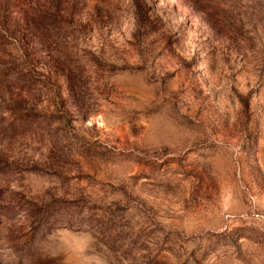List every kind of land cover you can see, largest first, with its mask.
<instances>
[{"label": "rangeland", "instance_id": "1", "mask_svg": "<svg viewBox=\"0 0 264 264\" xmlns=\"http://www.w3.org/2000/svg\"><path fill=\"white\" fill-rule=\"evenodd\" d=\"M0 264H264V0H0Z\"/></svg>", "mask_w": 264, "mask_h": 264}]
</instances>
